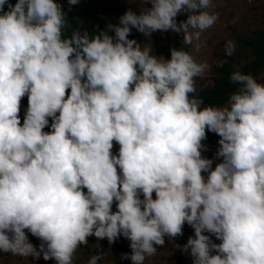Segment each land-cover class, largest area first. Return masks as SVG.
<instances>
[{
  "label": "clouds",
  "instance_id": "9594fccd",
  "mask_svg": "<svg viewBox=\"0 0 264 264\" xmlns=\"http://www.w3.org/2000/svg\"><path fill=\"white\" fill-rule=\"evenodd\" d=\"M129 2L140 11L67 35L59 0H0V253L74 264L89 237L123 238L121 259L145 264L187 224L176 247L192 264H264V79L235 69L226 102L206 105L197 80L211 65L184 48L157 56L151 37L198 50L213 0ZM94 246L87 264L103 259Z\"/></svg>",
  "mask_w": 264,
  "mask_h": 264
},
{
  "label": "rangeland",
  "instance_id": "374dc122",
  "mask_svg": "<svg viewBox=\"0 0 264 264\" xmlns=\"http://www.w3.org/2000/svg\"><path fill=\"white\" fill-rule=\"evenodd\" d=\"M80 1V6L85 8L90 0ZM59 2L64 3L65 0H59ZM129 4L136 7L138 12L140 11L141 5L139 3L129 2ZM213 10L219 13V19L213 27L201 34L200 41L198 42L200 44L199 49L197 50L194 47L196 43L194 42L193 45H190L189 51L199 61H206L211 65L210 70L197 80V85L203 84L205 87L211 84L213 67L221 64L220 57L225 55L224 45L227 40L234 41L237 38L246 36L250 32L264 30V0H213ZM73 11L79 12L80 9L76 5L73 7ZM139 35L140 43H146L148 38L141 33ZM171 35V32L153 33L151 41L154 45L157 38ZM154 54L157 56L162 55L160 51L156 50H154ZM232 55L236 56V51ZM262 79H264V76ZM204 143L207 145V151H204L202 155L213 158L218 148V143L206 141ZM213 167H215V164ZM204 175L206 177L207 173ZM184 229L185 233L182 236L175 238L165 237V244L157 246V253L146 259L145 264H192V258L189 255L183 254L176 247V245L182 246L190 236L194 235L193 229L187 224L184 225ZM29 240L37 246L40 243L31 234H29ZM97 243L102 246L104 252L103 259L98 264H131L130 260L121 259L122 253H130L131 250L123 249L124 251H121L118 242L109 246L106 239L98 241L95 237H89V245L81 246L77 250L74 264H87L90 256L97 252L94 246ZM0 256H2L0 257V264H55L53 260L44 261L42 258L33 260L32 258L12 256L11 253H0Z\"/></svg>",
  "mask_w": 264,
  "mask_h": 264
},
{
  "label": "trees",
  "instance_id": "16d2710c",
  "mask_svg": "<svg viewBox=\"0 0 264 264\" xmlns=\"http://www.w3.org/2000/svg\"><path fill=\"white\" fill-rule=\"evenodd\" d=\"M12 2L15 3V0H12ZM80 3L81 1L77 4L78 9H80L79 12H74L73 7L69 10L66 0L62 3L68 15L67 35H70L76 28L81 31L86 30L92 35L95 33V27L99 26L100 29H103L106 23L118 22V18L128 9L138 12V9L130 5L128 0H90L85 8H82ZM185 18V16L178 17V19ZM130 38H135L140 42V35L135 29H133ZM234 41L236 43V56H221V64L214 66L212 69L211 84L206 87L203 84L197 85V94L204 99L206 105H220L226 102L228 94L234 91L228 79L233 70L240 69L245 73L254 75L258 80H262L264 76V30L250 32ZM171 47L184 48L187 51H190L191 48L190 45L184 44L182 35L174 33L171 36L157 38L153 45V49L160 51L165 58H170ZM27 104V97H24L21 117H23ZM48 130V128L45 129V131ZM218 140L219 137L216 134L211 132L207 134L206 142L211 143ZM118 148L119 145L114 144L113 151L117 152ZM183 233H185L184 228ZM117 242L121 251L130 250L127 240L120 238Z\"/></svg>",
  "mask_w": 264,
  "mask_h": 264
}]
</instances>
